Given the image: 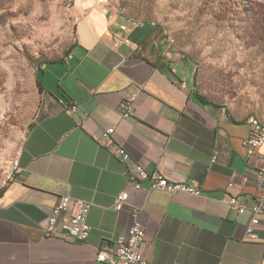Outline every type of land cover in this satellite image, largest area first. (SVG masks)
<instances>
[{"label":"crops","instance_id":"crops-1","mask_svg":"<svg viewBox=\"0 0 264 264\" xmlns=\"http://www.w3.org/2000/svg\"><path fill=\"white\" fill-rule=\"evenodd\" d=\"M76 2L72 50L45 65L40 117L0 190V264H104L98 248L127 235L136 221L146 231L149 264H263L264 213L258 239L250 241L251 212L239 214L228 202L231 194L264 202V180L257 183L263 148L249 155L244 145L255 115L206 94L196 60L175 55L160 33L154 37L153 23L128 19L104 1ZM133 94L135 113L125 117ZM109 126L113 140L102 144ZM118 144L132 160L197 185L201 194L151 189L147 181L136 189ZM121 191L129 199L117 210ZM66 194L92 202L85 241L47 231ZM75 209L71 202L66 215Z\"/></svg>","mask_w":264,"mask_h":264},{"label":"rangeland","instance_id":"rangeland-1","mask_svg":"<svg viewBox=\"0 0 264 264\" xmlns=\"http://www.w3.org/2000/svg\"><path fill=\"white\" fill-rule=\"evenodd\" d=\"M76 1L0 0V189L40 117L39 67L74 42ZM85 1L158 26L175 55L196 60L206 94L264 122V0Z\"/></svg>","mask_w":264,"mask_h":264},{"label":"built area","instance_id":"built-area-1","mask_svg":"<svg viewBox=\"0 0 264 264\" xmlns=\"http://www.w3.org/2000/svg\"><path fill=\"white\" fill-rule=\"evenodd\" d=\"M123 30L127 26L122 25ZM126 42L130 43L129 37H124ZM136 94L130 96L122 107V114L125 117H131L135 113ZM73 109H76L73 106ZM115 127L109 126L104 129L100 136V141L105 144L113 140ZM249 155L256 154L260 148H263L262 156L264 158V122H256V116L251 119V130L249 135L244 139ZM115 153L125 162L129 164L126 172L127 180L136 189L143 187L144 182L149 183V188L164 190L168 192H186L194 195L201 194V188L197 185L190 184L184 181L169 180L161 171H151L142 163L132 160L130 152L124 145L118 144ZM18 160L13 166L12 172L9 175V180L14 176L18 169ZM4 183V186L9 181ZM264 180V171L261 170L257 174V183L261 184ZM233 182L228 184L231 188ZM129 199L128 191H121L116 195L115 208L122 209L124 204ZM74 202L76 205L75 212L67 216L68 208ZM230 207L239 214H244L250 211L252 216L246 226L247 240L254 241L258 239L257 225L260 223V216L264 213V202L262 198H255L249 201L245 196L231 194L228 199ZM92 202L83 198L73 197L66 194L61 197L60 201L53 207L52 213L48 218L47 231L62 234L66 238L75 241H85L88 239L91 231V225L88 222L89 212ZM146 231L144 226L136 221L129 229L127 235L118 237L114 241L104 242L99 248L96 259L104 264H149L143 253L145 244ZM264 246V237L262 239ZM264 264V250L261 257Z\"/></svg>","mask_w":264,"mask_h":264},{"label":"trees","instance_id":"trees-1","mask_svg":"<svg viewBox=\"0 0 264 264\" xmlns=\"http://www.w3.org/2000/svg\"><path fill=\"white\" fill-rule=\"evenodd\" d=\"M155 32H154V37H157V35L160 33V28L158 26L155 27ZM158 31V33L156 34V32ZM72 50V46L70 48V50L68 51V54L71 52ZM67 54V55H68ZM63 58V57H62ZM62 58H56V59H52V60H47V61H44L43 64L39 67L38 71H44V67L46 64H49V63H55V62H59L62 60ZM40 73V72H39ZM36 82H37V85H38V88L39 90L42 92L43 89H44V86H43V83L39 77V75H37L36 77ZM196 96L200 99V100H205V96H203L202 94H200L199 92H195ZM1 190V189H0Z\"/></svg>","mask_w":264,"mask_h":264},{"label":"bare ground","instance_id":"bare-ground-1","mask_svg":"<svg viewBox=\"0 0 264 264\" xmlns=\"http://www.w3.org/2000/svg\"><path fill=\"white\" fill-rule=\"evenodd\" d=\"M252 118H254V116H252ZM256 122H262V120L258 117V116H256ZM12 168V167H11ZM13 169V168H12ZM11 172H12V170H11ZM10 172V173H11ZM10 173L8 174V176L6 177V180L4 181V183L9 179V175H10Z\"/></svg>","mask_w":264,"mask_h":264}]
</instances>
